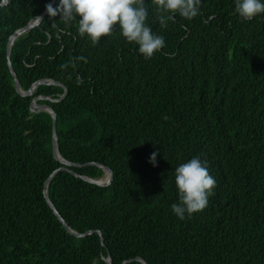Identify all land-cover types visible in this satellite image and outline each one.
Listing matches in <instances>:
<instances>
[{"label": "trees", "instance_id": "16d2710c", "mask_svg": "<svg viewBox=\"0 0 264 264\" xmlns=\"http://www.w3.org/2000/svg\"><path fill=\"white\" fill-rule=\"evenodd\" d=\"M49 2L0 6V264H264V13L242 21L235 0H200L190 20L164 13L163 28L145 0L146 26L165 41L149 59L118 26L92 44L79 17L46 13L13 40L10 62L22 90L52 79L67 92L40 83L21 95L7 41ZM34 97L56 114L60 155L80 164L69 168L95 179L106 166L108 184L58 169L51 115L30 109ZM193 157L216 186L181 220L174 171ZM50 175V201L85 235L46 202Z\"/></svg>", "mask_w": 264, "mask_h": 264}, {"label": "clouds", "instance_id": "9594fccd", "mask_svg": "<svg viewBox=\"0 0 264 264\" xmlns=\"http://www.w3.org/2000/svg\"><path fill=\"white\" fill-rule=\"evenodd\" d=\"M159 24L167 28V21L172 15L179 14L185 19H192L199 14L200 0H152ZM47 15L52 18L59 15L64 23L78 19V35L87 36L92 44L101 37L111 35L118 26L121 36L130 43L138 45V52L146 59L165 45L164 38L153 34L146 26L148 11L145 0H59L55 7L52 2L45 5ZM235 13L242 21H248L264 13L261 0H235ZM169 13L172 15H164ZM79 60L86 62L84 57ZM68 65H64L67 67ZM157 153L153 152L149 162L156 166ZM175 185L178 191V202L170 207L175 216L181 220L185 214L204 210L208 198L216 186L215 179L209 174L206 161L193 157L175 168Z\"/></svg>", "mask_w": 264, "mask_h": 264}, {"label": "water", "instance_id": "95a60500", "mask_svg": "<svg viewBox=\"0 0 264 264\" xmlns=\"http://www.w3.org/2000/svg\"><path fill=\"white\" fill-rule=\"evenodd\" d=\"M8 0H0V6L1 5H4L7 3ZM55 0H50V2L54 3ZM46 14V11L45 9L38 15L36 16L35 18L31 19L28 23H26L24 26L16 29L15 31H13L11 33V35L9 36L8 38V41H7V46H6V57H7V64H8V67L10 69V72L12 74V77H13V80H14V84H15V88L17 90L18 93H20L21 95H29L32 93L34 87L40 83H49V84H58V85H61L63 86L64 88V91L63 93L61 94V97H63L65 95V93L67 92V89L66 87L61 84L60 82L58 81H55V80H52V79H39L37 81H35L34 83H32V85L27 89V90H22L20 85H19V82H18V79H17V76L12 68V65H11V62H10V51H11V46H12V43H13V40L19 36L21 33L31 29L32 27L36 26V25H39V23L41 22L42 20V17ZM38 97H34L30 103V109L33 111V108L35 107V110L36 111H39V110H45L47 112L50 113L51 115V118H52V136H51V142H52V152H53V155H54V158L58 159L62 164L63 166L59 167L58 169H66L68 171H70L71 173L77 175V176H81L79 174H76L72 169H70L69 167L70 166H79L80 164L78 163H72L70 161H67L66 159H64L61 155H60V152L58 150V144H57V135H56V127H55V120H56V114L55 112L53 111L52 107L46 103H38L36 101ZM49 100H51L49 98ZM100 165V164H99ZM102 167V169L104 170V175H106V178L105 180H102V177H99V178H88V177H85V176H81L83 179H86L90 182H93V183H96V184H99V185H106L108 184L111 179H112V172L111 170L106 167V166H103V165H100ZM51 175L46 179L45 183H44V189H43V192H44V196H45V199H46V202L49 204V206L51 207V209L53 210L54 214L57 216V218L61 221V223L63 224V226L66 228V230L71 233V234H74L76 236H82V235H85L87 232H84V233H78L74 230H72L69 225L65 222V220L62 218V216L60 215V213L57 211L56 207L53 205V203L50 201L48 195H47V185H48V181L50 179ZM98 234L101 235L100 233V230H97ZM137 260L141 261V263L143 264H147L141 257H136ZM132 259H128V260H124L121 264H125L126 262H129L131 261ZM105 261L107 264H112L111 263V259L110 257L108 256L107 258H105Z\"/></svg>", "mask_w": 264, "mask_h": 264}, {"label": "bare ground", "instance_id": "6f19581e", "mask_svg": "<svg viewBox=\"0 0 264 264\" xmlns=\"http://www.w3.org/2000/svg\"><path fill=\"white\" fill-rule=\"evenodd\" d=\"M105 178H106V175H103L102 180H105Z\"/></svg>", "mask_w": 264, "mask_h": 264}, {"label": "rangeland", "instance_id": "374dc122", "mask_svg": "<svg viewBox=\"0 0 264 264\" xmlns=\"http://www.w3.org/2000/svg\"><path fill=\"white\" fill-rule=\"evenodd\" d=\"M33 110H35V107L33 108Z\"/></svg>", "mask_w": 264, "mask_h": 264}]
</instances>
